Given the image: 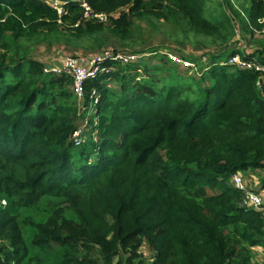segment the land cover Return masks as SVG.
Listing matches in <instances>:
<instances>
[{"label": "trees", "instance_id": "1", "mask_svg": "<svg viewBox=\"0 0 264 264\" xmlns=\"http://www.w3.org/2000/svg\"><path fill=\"white\" fill-rule=\"evenodd\" d=\"M60 1L61 14L52 0H0V264H250L253 249L264 256V219L238 205L242 191L231 183L237 171L264 170V79L226 63L237 54L264 65V41L253 53L232 44L229 15L261 31L264 0L237 9L231 0H85L107 27L85 18L80 0ZM130 16L167 21L182 41L203 35L224 54L206 53L207 72L176 50L192 66L167 54L151 66L154 49L107 62L113 71L85 82L79 112L71 77L45 73L43 59L21 47L87 44L104 29L128 40ZM89 107L76 146L77 116Z\"/></svg>", "mask_w": 264, "mask_h": 264}, {"label": "rangeland", "instance_id": "2", "mask_svg": "<svg viewBox=\"0 0 264 264\" xmlns=\"http://www.w3.org/2000/svg\"><path fill=\"white\" fill-rule=\"evenodd\" d=\"M219 1L224 3V0H219ZM241 1L242 0H231L233 4L232 6L235 9L239 8ZM223 7L225 9H228L226 3L223 4ZM124 10L126 11L127 8L122 9V11ZM119 11L115 13V16L118 15ZM229 15L232 18V26L235 30V35L232 39V44L236 45L237 47L241 48V50H244L248 53H253V52H258L259 50H263L262 42L264 41V33L252 28H249L250 30L244 29L240 18L237 19L232 12L229 13ZM129 19L132 22V27H131V38H129L128 40H121L118 37L111 35L107 29H104L102 32L98 34V38L96 40H94L93 42L92 41L87 42V44L86 43L82 44V42L80 41L81 43L68 45L64 43V41L62 40L59 42L55 41L50 43L48 41L43 40L40 42H25L21 45V47L27 55L37 57L39 59H43L45 63H49L47 61H58L62 57L68 55L89 56V55L101 53L102 51L105 50L108 51L124 50L125 52L136 53L139 57H141L142 54L139 53L140 50L141 52H146V51L149 52L154 49L157 52L155 53L156 55L154 56L157 57L148 59L149 64L151 66L155 64H159V65L162 64L158 58V56H161V54H167L168 57L170 54L175 55L177 53L176 51H179V54H181V56H184L188 60H191L190 59L191 55L194 56V58H196L197 60L199 59L202 65L204 64V66H206L203 72H207L209 68L208 67L209 64L207 62L210 56L206 54L207 52H221V54H224V52H222V49L224 47H221L219 45L217 46L209 38H206L203 35L194 34L193 32H190V37L185 41H182L180 33L176 32V30L172 28V25L167 21L156 20L152 17L150 18V22H148L145 19L139 20L132 16H130ZM102 22H104L103 23L104 26L107 27L108 18H106V20ZM192 37L195 40H192ZM150 55H152V53H149V55L147 54V56ZM223 58L224 57L222 56L220 60L223 61ZM197 69L199 70L198 66ZM179 70L181 71V69H177V71ZM198 72L199 71H197L195 67H191V70H189L188 74H192L195 75L196 77H199L201 72L200 74ZM164 74L168 76L167 75L168 73H164ZM163 75L160 76L163 77ZM108 84L109 87H111L112 89L118 90V86H119L118 82L110 81ZM77 101H78L77 103L78 111L81 112V110H83L82 108L83 100L82 101L77 100ZM90 110L91 107L89 108V111ZM87 116H88V112L83 113V116L78 115L76 124L81 125L80 127L83 128L84 126L83 123H85V121L87 120L88 118ZM84 128L82 130L83 135H84ZM240 173L242 174L245 185L248 189L250 190L252 189L255 192L263 189L261 188L260 182H262V179L264 178V170L262 169H258L256 171L246 170V171H241ZM260 195L264 197V195L262 194ZM142 252L145 261L150 262L153 254L152 251H150L146 246H143ZM250 264H264V256L260 254L258 249H253L251 251Z\"/></svg>", "mask_w": 264, "mask_h": 264}, {"label": "built area", "instance_id": "3", "mask_svg": "<svg viewBox=\"0 0 264 264\" xmlns=\"http://www.w3.org/2000/svg\"><path fill=\"white\" fill-rule=\"evenodd\" d=\"M53 6L57 9V12L61 14V1L52 0ZM81 7L83 8V16L85 18L94 19L98 21L106 20L107 16L103 12H96L91 9L85 0H80ZM260 22H264V18L260 19ZM264 33V27L261 30ZM170 59L181 63L184 66H192L191 62L180 59L178 56L170 54ZM140 57L135 53L125 51H102L98 54L89 56L68 55L62 57L58 61H51L44 63L43 71L54 75H68L72 79V90L78 100H82L84 94V85L87 80L97 78L102 74L113 71V65L107 62H118L124 64L127 62H134ZM227 64H236L239 68H254L262 72L261 76L264 79V65L254 63L253 61L242 60L239 55L235 54L228 58ZM260 86V82H258ZM92 104H95L98 100L95 95V91L92 92L91 97ZM82 127H76L71 135V139L76 146H79L83 141ZM231 182L235 188L242 191V196L238 202V205L244 210H254L260 213L264 219V189L259 192H255L246 187L244 178L240 172H236L231 177Z\"/></svg>", "mask_w": 264, "mask_h": 264}, {"label": "clouds", "instance_id": "4", "mask_svg": "<svg viewBox=\"0 0 264 264\" xmlns=\"http://www.w3.org/2000/svg\"><path fill=\"white\" fill-rule=\"evenodd\" d=\"M130 53H132V52H130ZM135 54H136V53H135ZM227 60H228V59H227ZM47 62H51V61H47ZM226 63H227V62H226ZM76 98H77V97H76ZM82 100H83V99H82ZM82 100H81V101H82ZM89 108H90V107H89ZM91 111H92V110H90V111L87 110L88 115L91 114ZM87 117H88V116H87ZM85 122H86V121H85ZM83 124H85V123H83ZM79 126H81V125H77V127H79ZM82 126H83V125H82ZM83 127H84V126H83ZM82 130H83V129H82ZM71 135H72V134H71ZM80 145H81V144H80ZM237 172H241V171H237ZM235 173H236V172H235ZM232 175H233V174H232ZM231 177H232V176H231ZM231 183H232V182H231ZM233 186H234V185H233ZM263 189H264V188H263ZM251 190H252V189H251ZM257 192H259V191H257ZM3 203H4V202H3Z\"/></svg>", "mask_w": 264, "mask_h": 264}]
</instances>
